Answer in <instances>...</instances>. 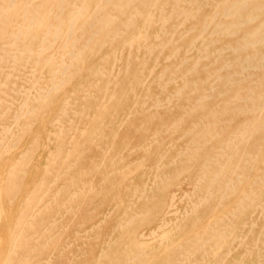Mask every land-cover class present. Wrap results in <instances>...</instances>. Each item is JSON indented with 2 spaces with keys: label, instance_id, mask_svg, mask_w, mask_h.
I'll return each instance as SVG.
<instances>
[{
  "label": "bare ground",
  "instance_id": "1",
  "mask_svg": "<svg viewBox=\"0 0 264 264\" xmlns=\"http://www.w3.org/2000/svg\"><path fill=\"white\" fill-rule=\"evenodd\" d=\"M0 264H264V0H0Z\"/></svg>",
  "mask_w": 264,
  "mask_h": 264
}]
</instances>
